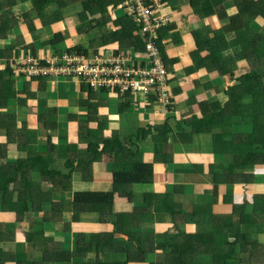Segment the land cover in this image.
Wrapping results in <instances>:
<instances>
[{"label":"trees","instance_id":"trees-1","mask_svg":"<svg viewBox=\"0 0 264 264\" xmlns=\"http://www.w3.org/2000/svg\"><path fill=\"white\" fill-rule=\"evenodd\" d=\"M78 1L82 11H74L72 14L82 25L90 26L94 22L95 13H101L97 24L93 26L96 36L86 46L69 45L67 49H64L65 46L54 45L64 40L63 30H59L50 39V46L57 47L52 54L60 55L63 51H75L90 57L100 55V51L103 52L101 49L112 48L113 54L130 50L143 54L145 36L140 32L137 24L126 13L122 16L115 13L111 16L106 14L105 9L110 6L112 10L115 9L114 12L121 9L122 0H109V3L102 6V0ZM160 2L162 4L163 0ZM32 4L37 12L43 14L49 1L32 0ZM96 5L100 6L96 7ZM191 5L201 18L218 15L222 22L220 29L214 34L212 32L208 34L210 38H206L202 31L195 32L197 49L192 54L195 60L192 70L207 67L221 76L230 77L234 83L224 90L228 97L224 104L220 101L203 103L200 107L201 113H194L191 119L182 120L177 126H172L171 119H166L163 125L156 126L154 129L160 130L165 140L172 136L177 143H190L195 135L203 132L211 135V151L215 155L216 162L213 163L215 172L210 168L207 172L213 183L209 185H212V188L215 185L219 190L214 188L216 202L231 206L227 210L217 211L219 210L217 209L215 211L217 214L213 213L212 204L193 203L189 206L175 202L174 194L184 188L179 183L173 184L170 191L142 194L145 197L144 204L147 209L140 214L135 213L136 210L138 207L145 206H137L132 212L128 211L127 207L125 208L121 203L127 202L128 198V204H132L134 189L129 186L133 183L162 180L169 176L165 171L156 173L153 169L154 162L148 163L143 160L139 145L131 138L122 140L116 134L114 136L108 134L102 140L87 139V136L93 134V130L89 131L91 121L85 123L84 128H80L78 123L76 140L72 143L66 141L64 150H58L59 158L63 160L61 169L50 167V161L45 158V155L27 152V150L26 156L13 162L9 160L2 163V157L8 156L6 146L9 143L19 142V148L22 150L24 145L20 144V140L23 136L30 134L29 140H32V137H38V134L42 133L41 128H45L46 141L50 150L58 149L60 141L56 144L51 142L52 134L49 131L56 128L54 122L30 127L26 121L20 122L15 113L5 111L8 100L12 98L11 87L14 84V76H21L28 81L43 77L18 71V68L23 69L26 66L22 57L33 52H28L25 47L27 52L24 54L23 51L19 55V51L24 49L18 48L17 44L7 43L10 39L9 33L19 24V16L13 12L15 2L0 0V64L5 65V69L0 71V193L2 195L0 210L15 213L16 223L23 222L27 214H33L36 222L50 225L60 220L61 214L67 211L78 213V216L71 220L72 222H78L77 218L82 213H96L100 223L114 225L111 233H91L89 238L83 233L77 234L73 241L75 253H70L62 251L60 242L52 235L45 233L43 229L23 233L16 229L15 223L7 225L1 222L0 264H59L71 262L72 257L79 253L82 254L78 258H83L85 252L89 253L90 260H95L89 264H108L105 261H108V257L112 255H122L124 260L111 264H130L139 260L141 262L136 263L147 262L148 251H151L148 246L153 242L149 240L150 236L146 232L140 234L138 244L133 249H130L126 240L117 238L115 235L125 234L129 240L133 238L132 233L136 232L139 226L153 227L155 222L146 213L152 207L155 213L169 214L175 225H179L181 221L185 223L181 225L183 228L178 227L170 231V237L163 244V248L157 247V251L159 248L166 251L165 257L169 255L173 264H264V237L261 235L264 234V185L254 188L252 202L243 199L239 202L234 200L236 191L253 190L249 188L247 182L258 180L259 175L255 170H249L256 164H264V28H260L259 25V21L264 24V0H191ZM229 6L237 7L238 12L232 16L228 15ZM88 14L90 17H87ZM40 17L43 21H47L43 24L49 25L63 20L62 13L58 10L51 12L46 10V14ZM33 24L29 23L31 29H34ZM82 30H85V27H82ZM159 47L169 81L168 59L161 38ZM229 50L235 51L233 55L227 57L225 52ZM203 53H207L206 56L200 57ZM199 57L200 62H197ZM137 59L144 60L143 56H138ZM240 68H248V70H242L240 74H237ZM78 85L81 90L86 87L83 86L85 85L83 81L78 82ZM85 90L91 99L94 90L88 87ZM100 90L108 91L106 89L98 91ZM82 104L91 112L98 108V104L95 105L88 100ZM171 108L170 104L165 111H171ZM139 131L144 137L149 129L140 128ZM80 142L85 143L83 147L79 146ZM104 152H110L115 162L131 163L132 167L123 172L113 171V184L111 190L107 192L79 190L75 186L73 188L75 178L81 183L89 181L92 162L102 159ZM228 158H231V161L225 162L224 160ZM157 162L167 167L173 160L167 154L166 158H158ZM195 164L198 165V163ZM26 167L31 168V171H28ZM224 173H235V175L221 178ZM35 177L44 180L56 179L58 185L55 190L61 192L60 200L55 202L51 195L53 191L50 193L44 190L42 185L39 187ZM202 178L203 176L199 177L201 184L204 183ZM71 196L72 201H68V197ZM50 207V211L45 210ZM188 208L191 209L189 212H187ZM69 224L65 225V232L69 231ZM188 224L195 225L197 230L188 231ZM6 225L10 227L9 230ZM185 226L186 229H184ZM18 233H20L19 236ZM214 233L231 234L232 238L218 241L213 237ZM15 241H25L35 248L39 246L43 256L40 259L33 258L24 262L16 260L14 254L3 249L5 242L14 243ZM117 243L124 245H117ZM87 248L95 251L90 249L86 251ZM200 248L202 252L211 255L210 261L198 263L193 259L194 254L199 255L197 250ZM162 254L158 253V255ZM165 257L159 260L158 264H167L164 263ZM72 264L86 263L78 260Z\"/></svg>","mask_w":264,"mask_h":264},{"label":"crops","instance_id":"crops-1","mask_svg":"<svg viewBox=\"0 0 264 264\" xmlns=\"http://www.w3.org/2000/svg\"><path fill=\"white\" fill-rule=\"evenodd\" d=\"M11 1L15 2L13 12L15 15L19 16V24L9 33L10 39L7 43H13V45L17 44L18 48L24 49L19 51V55L23 51L24 54L27 51H32L38 58H45L52 55L54 49L57 48L55 46H65L64 49H67L69 45L86 46L96 36L93 26L97 24V19L100 18L101 13L96 12L94 22L90 27L82 30V23L72 14L74 11H82V6L78 0H48L49 4L45 6L46 10L48 12L58 10L62 13L63 17L62 21H58L54 25L43 24V22L45 23L47 21H43L40 16L44 13L46 14V10L44 9L43 14L39 13V11L37 12L33 7L32 0ZM102 1L103 3H101V6L102 4L109 3V0ZM98 6L100 5H96V7ZM229 7L230 8L227 10L228 15L232 16L238 12L237 7ZM114 10H112L111 6L105 9L106 14L110 16L114 15ZM160 10L163 15L170 18L169 25L161 29L160 38L162 39L164 52L168 59L167 64L169 65L170 79L168 81L167 90L171 95V102H173L171 103V111H165V108L154 100H151L150 104L140 102L139 106H134L129 97L120 96L110 91L94 90V94H92L90 99L87 90H85L86 87L84 90H81L78 82L72 79L39 78L28 81L16 75L13 77L14 84L11 87L12 98L7 102L6 113L8 111L15 113L20 122L26 121L30 127L54 122L56 128L49 131L50 134H52L51 142L56 144L60 141V144L58 145V149L50 150L49 144L46 141L45 128H41L43 130L42 133H39L38 137H32V140H29L30 134L23 136L20 140V144L24 145L22 150L19 148V142H12L6 146L7 158H10V162L26 156L27 152L30 151L32 153L37 152L45 155V158L50 161V167L53 169L63 168V160L59 158L58 150H64L66 141L72 143V141L76 140L78 123L80 124V128H84L87 122L91 121L90 124L92 125L89 131L93 130V134L87 136V139L102 140V138L108 134L112 136L116 134L122 140L131 138L139 145V151L142 153L143 160L148 163L154 162L153 169L156 173L165 171L169 176L166 179L154 180L153 182L133 183L131 186H135L136 188H133L134 195H132V204L124 205L125 208L127 207V209H129L130 206H145L144 202L139 200L140 198L136 201L137 196L141 197L142 194L147 192L151 194L153 192L170 191V187L173 184L177 185V183L182 184L184 188L174 194L173 200L175 202L184 203L189 206L193 203L212 204L214 209L213 213L215 214H217V212H215L217 209H219L217 211H222L231 207L216 202L214 188L217 189V187L213 185L212 188V185H209L213 183L211 176L207 172L209 168L214 171L213 163L216 162L215 155L211 151V144L208 142V139H211V135L207 134V132H203L195 135L190 143H177L172 136H170L168 140H165L161 131L154 129L156 126L163 125L166 119H171L170 124L172 126H177L182 120L191 119L194 113H201L200 107L203 103L210 104L220 101L224 104L228 100L224 90L233 85V79L231 80L228 76H221L218 72L211 71L207 67H200L197 70H192V67L195 65L192 54L197 49L195 32L202 31L206 38H210L208 34L211 32L214 34L216 30L220 29L222 27V22L218 15L201 18L195 11L193 5H191V0H163ZM87 17H90L89 14ZM30 22L34 23V29L29 27ZM108 22L109 25H111L110 21ZM259 23L263 24L261 21H259ZM48 29H50V31L46 32L47 34L40 38H35V33ZM59 30H63V42H56V44H54L55 46H50V39H52L53 35ZM41 38L43 41L40 42V45H36V41ZM110 50L108 54L112 53L113 48ZM234 51L235 50H229L225 52V55L227 57L231 56L234 54ZM206 54L207 53H203L200 57H205ZM200 57L199 59L197 58V62H200ZM3 69H5V65L0 64V71ZM242 70L245 71L248 70V68H240L237 74H240ZM113 95H118V98L112 97ZM87 100L93 102L95 105L98 104L96 111L91 112V110L83 106L82 103ZM143 105H145V107H143ZM86 109L88 110V114ZM140 128L149 129L146 136L142 137L143 133L139 131ZM61 138L63 144L61 143ZM84 144V142H80L79 146L83 147ZM167 154L171 157L173 162L165 167V165L160 164L157 160L158 158H166ZM7 158L2 157V163L3 161H7ZM224 161L230 162L231 158ZM195 163H198V165ZM130 167H132L131 163L115 162L110 152H104L102 159L92 162L88 177L89 181L81 183L80 180L78 181V179L75 178L73 188L75 186V188L79 190L107 192L111 190L113 184V171L123 172V170H127ZM26 169L31 171L29 167H26ZM254 170L258 175L262 176H257L258 180L247 182L249 183V188L253 190L236 191L234 194V200L236 202L242 201L241 199L252 202L254 188L263 187L264 164H256L253 169L249 171ZM35 175L36 174H34V176ZM233 175H235V173H224L221 178H229ZM200 176H203L202 180L204 183L202 184L201 181H199ZM35 181L38 183L39 187L42 185L47 188V191L50 193L53 191L51 195L55 202L60 200L61 192L55 190L56 185H58L56 179L44 180L35 177ZM217 191L219 190L217 189ZM194 197H196V200H194ZM1 200L2 195L0 193V202ZM67 200L72 201V196L68 197ZM123 204L124 202L121 203V205ZM50 209L51 207L45 210L50 211ZM190 210L191 209L188 208L187 212ZM156 214L158 215V219L157 222L152 225L153 227L145 226L146 228L150 227L152 230L149 234L146 229V233L149 236L154 232L159 233L162 227H173L170 230L173 231L178 227L183 228L181 225H185L182 221L179 225L173 224L171 217V220L165 217L170 216L167 213L159 212ZM90 215L97 214L82 213L79 215V218H77L81 219L80 222L79 220H77L78 222H72L71 220L78 216V213L66 211L61 214L60 220L54 221L50 225L43 224L47 228L46 229L43 228V225H37L33 214H27L23 222L17 223L16 229L23 233L30 230L43 229L45 233L52 235L60 242L61 249L70 252V248L67 247V245L72 243L73 247V241L77 234L83 233L84 236L89 238L91 233L113 232L114 225L112 223H92L89 221ZM1 222L7 225L16 223V214L0 210V223ZM67 223H70V229L68 232H65L64 228ZM20 224H27V226L23 228L19 226ZM192 225L193 224H188L187 230L195 232L197 228L195 225ZM50 227L52 228V232L49 231ZM7 229L9 230L10 227L7 226ZM184 229H186V226ZM19 235L20 233H18V236ZM116 235L117 238L125 236V234ZM261 235L264 237V234ZM213 237L218 241H224L228 238L231 239L232 235L214 233ZM27 244L28 243L25 241H16L14 243L5 242L3 244V249L8 253L14 254L16 260L22 262L33 258L40 259L43 256V251H39V246L36 248L30 246L29 249ZM129 247L133 249V247ZM46 249L47 248H45V250ZM122 257L123 256L115 260L108 259V261L105 262L108 264L116 261L118 262V260H122ZM193 259L200 263L208 262L212 257L208 255V257L205 258L201 257L200 254H194ZM79 260L86 264L95 262V260L89 259V253L86 252L84 257L79 258ZM147 260H152V254L148 255ZM72 262H74V260L59 264H72ZM144 264L148 263L144 262Z\"/></svg>","mask_w":264,"mask_h":264},{"label":"built area","instance_id":"built-area-1","mask_svg":"<svg viewBox=\"0 0 264 264\" xmlns=\"http://www.w3.org/2000/svg\"><path fill=\"white\" fill-rule=\"evenodd\" d=\"M160 6V0H122L120 5L145 36L143 54L134 50L90 57L75 51L45 58L26 54L22 57L26 66L18 71L43 78L83 81L91 90L106 89L124 97H141L146 104L154 100L166 109L172 102L159 31L169 25L170 18L161 13ZM138 56L144 60L138 61ZM134 106H139L137 101Z\"/></svg>","mask_w":264,"mask_h":264},{"label":"rangeland","instance_id":"rangeland-1","mask_svg":"<svg viewBox=\"0 0 264 264\" xmlns=\"http://www.w3.org/2000/svg\"><path fill=\"white\" fill-rule=\"evenodd\" d=\"M125 14V11L124 10H120V9H117L116 11H115V15H120V16H122V15H124ZM82 27H85V28H87V27H90L89 25H86V24H83L82 25ZM109 28H110V26H109ZM260 28H264V24H260ZM50 31V29H48V30H46V31H44V30H41L39 33H35V38H40V37H42V36H44L45 34H47L46 32H49ZM159 35H160V31H159ZM263 36H264V29H263ZM159 38H160V36H159ZM41 41H43V39L41 38V39H39V40H37L36 41V45H40V42ZM101 50H103V52H101L100 51V55H107L108 54V52L110 51V50H107V49H101ZM62 53V52H61ZM35 56V55H34ZM35 57H37V56H35ZM38 58V57H37ZM59 79H63L62 77H59ZM71 80V79H70ZM72 80H75V79H72ZM79 81H80V79H79ZM114 93V92H113ZM112 97H114V98H118V95L116 96V95H113ZM129 99H131V101H132V104L134 105V103L137 101L138 102V104L141 102V103H143L144 101H143V99L141 98V97H137V98H135V97H129ZM146 104V103H145ZM143 107H145V105H143ZM208 142H210V139H208ZM211 142H212V140H211ZM213 143V142H212ZM22 158V157H21ZM10 160V158L8 157L7 158V161H9ZM1 165V164H0ZM259 176H262V175H259ZM79 184H80V182H79ZM81 185V184H80ZM129 187H132V188H136L135 186H129ZM43 189L44 190H46L47 191V189H45V187L43 186ZM54 197H55V195H54ZM137 198V200L136 201H138V198H140L139 200H141V201H146V200H144V195H142L141 197H139V196H137L136 197ZM53 199V198H52ZM194 200H196V197H194ZM199 201H201V200H199ZM129 203V199L127 198V202H125L124 203V205L126 206L127 204ZM150 206H153V205H150ZM147 209V207L145 206V207H138V209L136 210V212L135 213H137V214H140L141 212H143L144 210H146ZM133 210H135V207H132V206H130L129 207V209H128V211H130V212H132ZM149 216H150V218H151V220H152V218H153V221L156 223L157 222V219H158V215L155 213V211H154V209H153V207L152 208H150L149 210H147V212H146ZM32 216V215H31ZM165 217H167L169 220H171L170 219V217L171 216H165ZM80 220L81 219H79V222H80ZM89 221L90 222H92V223H95V224H99L100 222H99V218L97 217V215H90V217H89ZM51 224V223H50ZM165 224V223H164ZM14 225H16V227H17V223H15ZM37 225H43L41 222H37ZM48 225V224H47ZM20 227L22 226L23 228H25L26 226H27V224H23V225H19ZM142 227V228H141ZM190 227V226H189ZM43 228H46L44 225H43ZM173 227H170V226H166V227H162V228H160V232L159 233H156V232H154L151 236H150V238H149V240L150 241H152L153 243H151V247L150 246H148V248H150L151 249V251H148V254H152V260L150 261V260H146L147 261V263L148 264H158L159 263V260H162V259H164V257H165V255L167 254L166 253V251L164 250V249H160L159 248V251H157V247H161V248H163V244L165 243V241L170 237V230L172 229ZM47 229V228H46ZM148 230V233L150 234L151 232H152V230H151V228L149 227V228H146L145 226H139V229H137L136 230V232H133L132 233V235H133V238L132 239H129V240H127L128 238H127V236H121V235H118V236H121L123 239H124V241L126 240V242H127V244L129 245V246H131V247H134L135 245H137L138 243H137V240L138 239H140L139 238V236H140V234L141 233H143V232H146L147 230ZM49 231L50 232H52V228L50 227V229H49ZM117 235H115V237H116ZM75 241V240H74ZM16 242V241H15ZM117 245H124V244H122V243H117ZM27 246L29 247V249H30V246H31V244L30 243H28L27 244ZM67 247H69L70 248V253H75L74 252V243H73V247H72V243L71 244H68L67 245ZM72 247V248H71ZM92 250L93 252L95 251L94 249H92V248H87L86 249V251L87 250ZM62 251H64V249H61ZM163 253L162 255H158V253ZM200 255H201V257H205V258H207L208 257V253H204V252H202V250L200 249L199 250V252H198ZM82 253H79L77 256H74V257H72V260H74V263H75V261H78L79 260V258H78V256L79 255H81ZM123 254H125V253H123ZM121 256L122 255H119L118 257L117 256H110V257H108V259H112V260H115V259H117V258H121ZM122 260H124V257H122ZM135 262V263H134ZM133 263H130V264H144V262L143 263H136V262H141L140 260L139 261H134ZM164 263H167V264H173V262H171V260H170V256L169 255H167V257H165V262ZM49 264V263H48Z\"/></svg>","mask_w":264,"mask_h":264},{"label":"clouds","instance_id":"clouds-1","mask_svg":"<svg viewBox=\"0 0 264 264\" xmlns=\"http://www.w3.org/2000/svg\"><path fill=\"white\" fill-rule=\"evenodd\" d=\"M120 10H123L122 8Z\"/></svg>","mask_w":264,"mask_h":264}]
</instances>
